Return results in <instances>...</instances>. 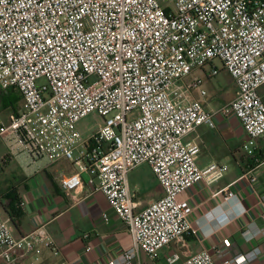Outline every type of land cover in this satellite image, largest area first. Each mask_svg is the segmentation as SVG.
I'll return each mask as SVG.
<instances>
[{
	"label": "built area",
	"instance_id": "obj_1",
	"mask_svg": "<svg viewBox=\"0 0 264 264\" xmlns=\"http://www.w3.org/2000/svg\"><path fill=\"white\" fill-rule=\"evenodd\" d=\"M216 62L237 94L212 112L196 96L207 94L200 75H219ZM263 86L264 0H0V90L23 100L21 111L0 124V140L35 160L74 164L76 172L58 178L68 193L75 195L87 175L132 237V247L107 264H140L141 253L156 260L197 232L195 208L181 195L217 182L229 167L199 166L201 147L185 138L200 126L215 128L216 115L239 120L248 137L243 151L260 158L238 181L257 183L264 170L257 145L264 136ZM91 114L104 124L84 137L78 124ZM143 164L163 196L138 211L128 180ZM238 181L216 195L243 215L232 189ZM220 209L205 218L227 221ZM258 235L264 227L255 224L244 232L248 241ZM0 248L8 264L12 255L43 264L42 248L57 251L45 225L16 237L1 215ZM220 253L202 250L182 262L175 254L169 263L217 264ZM260 254L255 248L220 264H253Z\"/></svg>",
	"mask_w": 264,
	"mask_h": 264
},
{
	"label": "crops",
	"instance_id": "obj_2",
	"mask_svg": "<svg viewBox=\"0 0 264 264\" xmlns=\"http://www.w3.org/2000/svg\"><path fill=\"white\" fill-rule=\"evenodd\" d=\"M216 66L220 70L219 75L228 76L227 88L230 93L224 95L223 88H214L210 92L203 84L206 96H196L212 112H217L237 94L234 80L220 64ZM204 71L207 73L206 69ZM200 77L204 83L205 79L208 80L204 75ZM259 94L264 102V86L260 88ZM22 107L23 100L17 91L0 90V124H8ZM215 120V128L200 126L185 138L200 145L201 153L197 159L199 166L206 167L216 162L229 167L228 172L217 182L211 185L199 183L181 195V199L188 200L195 208L191 221L197 232L186 236L183 242L161 250L156 260L141 253L140 264H170L169 258L175 254L182 262L190 254L213 248L221 252L216 257L217 264L255 248H259L261 254L253 264H264V236L258 235L252 241L244 236L251 224L264 227V170L258 171V181L254 185L238 181L255 163L253 157H248L242 149L248 140L247 134L234 116L218 114ZM257 145L264 149V136L257 140ZM76 171V166L67 160H35L23 149L0 140V215L9 221L16 237L25 236L39 226H46L57 251L42 248L43 264L62 261L69 264H107L132 247V237L126 224L110 208L104 195L87 184V175H83L84 184L75 195L62 188L59 176ZM236 181L232 189L245 210L243 215L239 214L235 204H224L223 195H216ZM128 183L138 211L163 196L162 187L146 164L130 173ZM15 196L20 200L23 214L18 228L7 211ZM218 207L221 208L220 212L228 216L227 221L205 218ZM227 240L231 242L230 246L225 245ZM11 258L15 260L14 264H29L30 260L19 259L17 255ZM0 264H8L2 248Z\"/></svg>",
	"mask_w": 264,
	"mask_h": 264
},
{
	"label": "rangeland",
	"instance_id": "obj_3",
	"mask_svg": "<svg viewBox=\"0 0 264 264\" xmlns=\"http://www.w3.org/2000/svg\"><path fill=\"white\" fill-rule=\"evenodd\" d=\"M216 65H219L218 62L215 63ZM207 72L211 71V67L206 68ZM227 86H229V79L228 76L224 74L217 75L212 78H208V80L205 79L204 87L210 92L216 89L223 88V94L227 95V93H230ZM232 98L228 99L226 102L231 101ZM225 102V103H226ZM104 124V119L98 115V114H91L85 119H83L79 124L78 128L84 135V137H88L91 135L93 132L97 131L102 125Z\"/></svg>",
	"mask_w": 264,
	"mask_h": 264
},
{
	"label": "trees",
	"instance_id": "obj_4",
	"mask_svg": "<svg viewBox=\"0 0 264 264\" xmlns=\"http://www.w3.org/2000/svg\"><path fill=\"white\" fill-rule=\"evenodd\" d=\"M260 155L257 154L255 158H253L254 162L256 163L257 160H259ZM254 163V165H255ZM253 167V166H252ZM22 205L20 203V200L17 196H15L12 200L9 206L7 207V211L10 215L11 221L13 224L18 228L21 224V218L23 216L22 214Z\"/></svg>",
	"mask_w": 264,
	"mask_h": 264
}]
</instances>
